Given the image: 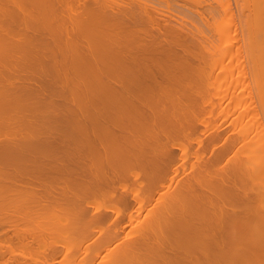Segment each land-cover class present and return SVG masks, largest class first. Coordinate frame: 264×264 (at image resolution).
Listing matches in <instances>:
<instances>
[{
	"label": "bare ground",
	"instance_id": "bare-ground-1",
	"mask_svg": "<svg viewBox=\"0 0 264 264\" xmlns=\"http://www.w3.org/2000/svg\"><path fill=\"white\" fill-rule=\"evenodd\" d=\"M72 1L0 0V264H264V0Z\"/></svg>",
	"mask_w": 264,
	"mask_h": 264
},
{
	"label": "rangeland",
	"instance_id": "rangeland-1",
	"mask_svg": "<svg viewBox=\"0 0 264 264\" xmlns=\"http://www.w3.org/2000/svg\"><path fill=\"white\" fill-rule=\"evenodd\" d=\"M73 1H74V2H73ZM73 1L71 2L72 4H75V3H76V4H79V5H81V6H82V5L84 6L85 3L88 4V3H90V2H93V3L95 2V4H97V3L100 4V3H101V5L104 4V3L106 2V4L108 5V7H105V4L103 5V6H104V9H105V11H104L105 13H106V11H107L106 8L109 9V8L111 7V6H109V5H111L112 2L114 1V4H113V5H114V6H115V5H116V6L118 5V7H120V8H119L120 10H118L119 13H118V11H117L118 8L115 9L116 6L113 7V5H112V7L115 9V12H114V9H113V8H112L113 10L110 9V10H111L110 12H114V14L116 13L117 18H119L118 21H120V22H131V21L133 20V19L131 18L132 15L130 16L129 14H130V11H132V10L134 9V8H132V6H133L132 4H133L134 2H137V5H138V2H141V4L144 2V3L146 4V2H145L146 0H142V1L132 0V2H131V0H130V2L132 3V4H131L132 6H131L130 4H129L128 6H131V7H130L131 9H129L128 6L126 5V7L130 10V11H129V10L126 11L127 8H125V6L123 7V10H121V9H122L121 6H123V5L125 4L124 2H125L126 0H117V2H118L117 4H115L116 0H111L112 2H109L110 0H77V1L73 0ZM101 1H102V2H101ZM122 1H123V2H122ZM127 1H129V0H127ZM127 1H126V3L128 4ZM133 1H134V2H133ZM148 1H149V0H148ZM148 1H147V3H148ZM156 1H157V0H156ZM156 1H153V2H156ZM162 1H163V0H159L158 3L156 2V5L153 4L151 1H149V3L151 2L153 5L150 4V5H152V6H149V7H146V6H145L146 9H147V8H148V9H149V8L152 9L154 6L156 7V9L153 8V11H154V12L152 13V14H153V17H154L153 21L150 20V19L153 18V17H151L152 14L150 15V13H148V14H149L148 17H150V18L147 20L146 25H148L149 28H150V25H152L153 27L151 26V27H152L151 29L157 30L156 32H158V33H159V30L162 31V32H160V33H163L164 29L166 28V27H164V26H166V23H167V25H168V24H171V25H174V24H175V27L172 26V28H177L176 25H180L179 27H180V28L183 27V29H184V31H182V32H186V31H188L189 29H190V31H191L192 28H191L189 25H185V26H186V29H187V30H185L184 25L181 26V24H179V21H180L179 19H178L179 21L176 19L177 22H175V21H174V18L170 17L169 13L166 12V11H167V8H164V6H166L167 4L164 3V1H163V2H162ZM168 1H169V0H167V1H165V2H167L168 4H169L170 2L173 3L172 0H170V2H168ZM176 1H178V0H176ZM179 1L182 2V3L185 2V3L189 4V6H190V4L193 3V5L191 6V8L194 7L196 10H195L194 8H192V9H194L196 12H199V15H201L202 18H204V19H205V18H206V19H209V18L211 17V15H214V13H213V12H214L213 9H209L210 7L208 8L209 5H211V7H212V5H213L214 8H215V5H216V4H215V2H214L213 0H209V1H208V0H204V1H202V0H199V1H198V0H194V1H193V0H186L187 2L184 1V0H183V1H182V0H179ZM188 1H190V2L192 1V3H190V2L188 3ZM196 1H197V2H196ZM200 1H201V2H200ZM205 1H208V2H207V5H208V3H209L208 6L205 5V4H206ZM210 1H211V2H210ZM231 1H232V0H231ZM96 2H97V3H96ZM130 2H129V3H130ZM195 2H196V4H195ZM213 2H214V3H213ZM232 2H233V3H229V4H230V7H232V5H233V7L231 8V10H233V11H231V12H232L231 15H233V12H234V15L232 16V18H234V20H233L232 23L234 24V22H236L235 24H237V27H238V23H239L238 21H239V18L237 19V16H236V13H237L236 10H235V8H236V6H235V2H236V1H232ZM149 3H148V4H149ZM76 4H75V6L72 5V7H75V8L77 7V8H78V5L76 6ZM95 4H91V3H90V5H94V6L96 7ZM134 4H135V3H134ZM141 4L138 5V7H139V6L141 7L140 11H138V9H139L140 7L137 8V7L135 6V8H136V9H135V12L137 11L138 13H139V12L141 13L142 10H143L142 13H143L144 15H148V14L145 13V12H147L146 9H143V8H142L145 4H144V5L142 4L143 6H141ZM148 4H146V5L148 6ZM81 6H80V7H81ZM103 6H102V7H103ZM189 6H187V7H189ZM197 6H201V8H202L203 10H202L200 7H197ZM202 6H203V7H202ZM234 6H235V8H234ZM102 7H99L100 10H101ZM205 7H206V8H205ZM97 8H98V7H97ZM233 8H234V9H233ZM124 9H125V10H124ZM148 9H147V10H148ZM197 9H198V10H197ZM207 9H208V11H206V12H201V11H204V10H207ZM217 9H218V6H217ZM144 10H145V12H144ZM200 10H201V11H200ZM210 10H211V12H210ZM219 10L221 11L220 8H219L217 11H219ZM101 11H102V13H103V9H102ZM116 11H117V12H116ZM133 11H134V10H133ZM151 11H152V10H150V12H151ZM190 11H192V10H190ZM190 11L188 12V15L191 14ZM195 11H193V12H195ZM215 11H216V9H215ZM217 11H216V12H217ZM220 11H219V12H220ZM108 12H109V10H108ZM108 12H107V16H106L107 19L111 16V15H109L110 12H109V13H108ZM121 12H122V13H121ZM128 12H129V13H128ZM157 12H158V13H157ZM159 12H160V13H159ZM196 12H195V13H196ZM200 12H201V13H200ZM117 13H118V14H117ZM127 13H128V14H127ZM138 13H137V14H138ZM140 13H139V14H140ZM142 13H141V15H143ZM202 13H203V15H202ZM206 13H207V14L209 13V16H210V17H208V16L206 15ZM211 13H213V14H211ZM132 14H135V13L132 12ZM137 14H136V16L134 15V16H135V19H134L135 21L138 20V18H137L138 15H137ZM164 14H165V15H164ZM197 14H198V13H197ZM204 14H205L206 16H205ZM104 15H106V14H104ZM116 15H115V17H116ZM119 15H120V16H119ZM160 15H161V16H160ZM194 15H195V14H194ZM237 15H238V14H237ZM108 16H109V17H108ZM127 16H128V17H127ZM167 16H168V17H167ZM203 16H204V17H203ZM106 17H105V18H106ZM112 17H113V20H115V19H114V16H111L110 20L112 19ZM142 17H144V16H142ZM142 17H140V18L142 19ZM145 17H147V16H145ZM148 17H147V18H148ZM189 17H191V16L189 15ZM207 17H208V18H207ZM128 18H130V19H128ZM136 18H137V19H136ZM131 19H132V20H131ZM141 19H139V20H141ZM155 19H156V20H155ZM190 19H193V16H192ZM235 19H236L237 21H236ZM130 20H131V21H130ZM139 20H138V22H139ZM143 20H144V19H143ZM143 20H141V21H143ZM149 20H150V21H149ZM151 21H152V22H151ZM145 22H146V21H145ZM156 22H158V23H156ZM180 22H181V21H180ZM152 23H153V24H152ZM155 23H156L157 25H156ZM164 23H165V24H164ZM176 23H177V24H176ZM181 23H182V22H181ZM160 24H163V25H164V26H163L164 29H162L163 27H159L160 29L155 28V27H158V26H162V25H160ZM182 24H185V23L183 22ZM171 25H169V27H170ZM148 26H146V27H148ZM187 26H189V27H188L189 29L187 28ZM201 26H202V24H201ZM179 27H178V29L180 30ZM203 27H204V30H205V29H206V28H205V25H204ZM206 27H207V26H206ZM149 28H148V29H149ZM148 29H147V30H148ZM151 29L149 30V31H150L149 34H151V32H152V33H153L154 35H156V36H159V35H162V36H163L164 33H165V31H164L163 34H158V35H157V34H155L156 32L154 33V31H153V30L151 31ZM161 29H162V30H161ZM183 29H181V30H183ZM207 29H208V28H207ZM207 29H206V30H207ZM238 29H239V28H238ZM206 30H205V31H206ZM149 31H148V32H149ZM190 31L186 32V33H188V36H192L193 34H195V33H192V32H193V30H192V31H191L192 34L189 35ZM207 31H208V34H209V30H207ZM207 31H206V34H205L206 36L208 35V34H207ZM238 31H239V30H238ZM148 32H146V33H148ZM239 33H240V32H239ZM239 33H238V34H239ZM153 34H152V35H153ZM210 34H211V33H210ZM210 34H209L208 36H210ZM162 36H160V37H162ZM238 38L240 39L239 36H238ZM239 39H238V44H241L242 42H241V40H240L241 43H239ZM243 53H244V52H243ZM243 53H242V59L245 60L246 58H244L245 55H244V57H243ZM245 62H246V61H244V63H245ZM245 66H246V71H248V70H247V69H249V68H247L248 64H247V65L245 64ZM248 67H249V66H248ZM226 123H227L226 120L221 121V123H220V128H221V130H222V129L224 130V127L226 126ZM225 128H226V127H225Z\"/></svg>",
	"mask_w": 264,
	"mask_h": 264
}]
</instances>
